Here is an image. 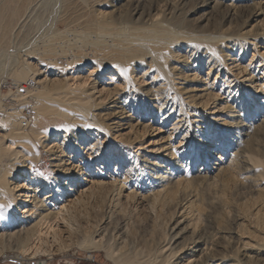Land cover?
<instances>
[{
    "label": "bare ground",
    "instance_id": "1",
    "mask_svg": "<svg viewBox=\"0 0 264 264\" xmlns=\"http://www.w3.org/2000/svg\"><path fill=\"white\" fill-rule=\"evenodd\" d=\"M66 1L45 3L59 12ZM243 1L246 0H76L70 9L76 5L74 14L79 16L62 20L72 30L80 29L72 34L73 38L67 34L70 30L54 27L45 40L34 44L32 39L19 52L16 45L13 52L9 47L17 35L11 33L9 37L2 30L17 22L16 14L21 10H13L8 17L9 7L0 12V61L9 55L14 59L16 75L27 79L32 77L29 60H37L38 65L48 60V67H56L49 69L58 76L50 80L39 98L35 97L37 91L29 93L35 100V122L39 127L24 133L21 120L16 125L19 115L13 109L0 117V126L5 130L0 134V253L16 234L18 248H25L30 235L44 241L35 231L36 226L45 223L51 229L49 221H66L70 198L65 194L75 196L80 192L81 186L74 179L83 168L80 164L74 169L68 167L74 156L67 155V151L74 153V147L80 150L84 131L95 128L109 133L131 124L146 127L159 122L162 127L171 125L167 138L176 135L182 140L177 146L166 142L156 157L135 156L128 151L132 142L123 138L108 143L96 138L88 143L87 150H92L96 158L101 155L107 168L113 158L130 171L131 177L123 172L121 179H112L118 191L122 190L120 184L123 187L132 179L141 185L138 192L131 194L133 199L137 197L150 208V219L144 227L146 247L115 264H264V79L253 75L250 87L245 88L239 83L238 73L228 77L227 100L219 107L225 113L216 115L209 114L206 107L217 94L193 84L204 65L215 69L229 66L231 52H242L249 39L256 40L258 33L253 37L250 32L257 27L237 33L224 20L231 21L236 16L235 6ZM222 9L227 13L220 21ZM85 46L98 50L91 54ZM44 52L52 57L40 54ZM62 54V61L55 57ZM89 60L99 67L115 66L130 88L115 94L106 88L110 101L104 106L100 104L104 88L93 87L86 92L72 88L66 78L68 71ZM137 69L146 78L143 85H136L133 79ZM37 83L41 84V80L37 79ZM249 92L251 96L247 98ZM45 120L56 122V126L42 130ZM59 120L63 124L58 125ZM61 129L65 135L61 134L62 139L53 141L48 148L51 165L61 175L54 185L40 178V146L43 139L60 134ZM86 136L93 138L92 134ZM65 143L71 145L63 150L61 146L62 152L57 154L55 147ZM20 170L26 171L22 175L26 181L35 183V187H29L32 191L23 195L25 198L15 192L22 189L21 183L7 185L4 179L9 171ZM84 179L83 183L93 182ZM48 186L51 191L41 196ZM240 189H244L243 196L235 197ZM19 201L30 202L31 206L25 205L15 214ZM58 201L64 204L59 206ZM228 209L233 216L226 212ZM170 214L174 220L168 235L156 236L155 221ZM108 225V221L103 222L101 230H108ZM129 234L127 223L118 226L120 244L130 241Z\"/></svg>",
    "mask_w": 264,
    "mask_h": 264
},
{
    "label": "rangeland",
    "instance_id": "2",
    "mask_svg": "<svg viewBox=\"0 0 264 264\" xmlns=\"http://www.w3.org/2000/svg\"><path fill=\"white\" fill-rule=\"evenodd\" d=\"M74 1L76 0H67L64 3L63 7L60 8L61 10L59 9L58 12L57 10L55 11L51 6H49L48 3H45V0H0V12H2L6 7H9L8 11L10 12L6 13L7 17L10 16L12 11L15 9L21 10L16 14L17 22H14L12 26L7 24V27L5 26V28L2 30V32L9 35V37H12V34L14 33L17 35V37H14L15 40L13 38V41L16 42V44H13L14 42H12L9 46L12 52L15 45L17 46L16 50L19 52L22 49V46H24L26 43H29L32 39L34 44L40 43L41 40H45L47 38V36L45 35H47L48 32H50V30H52L54 27L55 29L58 28L64 32L70 30L69 32L71 33V35L69 32L67 33L69 34L68 36L70 38L74 36L72 35L73 33L76 35L78 33V30L80 29L77 30L76 28H73L77 31L76 32L69 28L70 25L65 24L66 22L63 24L62 21L63 19H75L79 16L76 11V14H74L76 5L70 9V7L72 6L71 2ZM243 2L244 3H238L235 6L236 16L231 21L229 19L224 20L227 25L231 24L233 30L237 31V33L245 32L248 30L250 31L253 26L257 27L250 32L251 36L253 37H255V34L258 33L256 40L249 39V42L252 44H249V42H247L246 49L242 52H231L230 54L232 58L227 62L229 66H221L220 68L215 69L204 65L198 70V76L196 77L195 81H193L194 83L192 82L200 88L207 89L208 87V91L210 90L213 91L215 95L217 94L215 96V100L213 99V102L211 101L210 104L206 107L209 114L214 113L216 115L217 113H225V111L220 110L219 107L223 106L224 102L227 100L226 92L229 87H227L225 81L228 77H231V75L238 73L239 83H242L245 88L250 87L249 80L253 75H256V77H262L260 78L262 79V81L264 79V0H246ZM226 13L227 11L222 9L221 13L218 14V18L220 19V21H223L222 18L224 17V15H226ZM28 14L31 15L29 19L26 17ZM24 17H26V19H24ZM46 19L48 20L46 22L47 24L45 23ZM51 22L53 23V26H51ZM18 23L21 26H18ZM78 41L80 42V40ZM254 43L256 45H254ZM86 47L88 46H85L84 48ZM91 47L92 46H89L87 50L89 53L94 54L98 49L94 46L92 48ZM47 53L49 52L40 54L44 57H52L46 55ZM13 55L15 56L16 53H14ZM21 55H23V53H21ZM43 56H41L42 59ZM64 56L65 54L56 55L55 57L60 58L59 60L62 61L65 59ZM29 61H32V65L29 64L32 72V77H35L36 80H41V84H39L37 89L35 90V92L37 91L35 97L37 96V98H39L45 87L50 85V80L58 77L54 76L55 72H53L54 68L56 67L49 66L52 67L53 70L49 69L48 60H42L43 65H38L37 60L35 59H31ZM15 67L16 65L14 64V59L12 60V58L9 55L7 56L6 54L4 60L0 61V81L5 78H10L18 82L25 80V78H20L16 75V73L14 72ZM229 67H232V69H230V72H228ZM68 72L69 75H67L66 77L67 81L69 85L72 86V88L76 89L78 92L90 91L93 87L98 88V90H102L104 88L101 93L102 96L100 95L101 106L107 105L110 101L109 93L106 88L110 87V93L112 94H115L117 90L119 91L126 89L125 91H127L130 88V85L125 76L121 74L115 66L99 67L96 62L92 60L81 63L76 68H72ZM189 74H191V72ZM133 79H135L136 85H143L146 82V78L144 77L143 71L141 69L136 70V72L133 74ZM236 83L237 81L234 82V85H236ZM250 96L251 94L249 92L247 98H249ZM0 100V108H2L3 96L1 94ZM149 106L150 105H148L147 107ZM143 110L144 109H142V111ZM9 111L11 110H6L3 114L0 113V117H6L5 115H7ZM38 117H40V115ZM134 117H136V114H134ZM108 120L109 118L105 119L106 122ZM35 121L29 128L23 129V132L30 133L31 129H36L37 127H39V125ZM63 122V120H59L58 125L63 124ZM16 123V125L20 123L19 116ZM55 123L56 122L50 120H45L41 124V129L47 130L49 128V125L54 124V126H56ZM131 125L132 126H129L128 128H121L120 130L111 129L109 133L100 131L98 132L95 128H89L88 130L84 131L86 134H92L93 138H87L85 134V138L79 142L80 150L77 149V147H74V153L72 152V150H68V153L66 152L67 155L74 156L73 160L70 161L73 162L72 165L68 167L72 166V169H74L78 164L83 166L80 174H78V176L74 179V182L81 186V188L79 187V190L81 189L82 191L80 190V192L75 196L65 194V197H67V199L70 198V200L68 201L69 204H67V206L70 205L68 206L70 211H68V214L66 215V221L62 219H53L49 221V225H52V230L48 229L45 223L44 225L40 224L36 226L35 231H38L41 234L44 241L39 240L35 235H30L26 247L24 248L20 246V250L28 254L36 253L37 251H39L43 254L55 253L58 255H62L66 250L77 248L82 251H94L100 260L106 261L109 264H115V261H122V259L134 256L135 251H137L138 249L139 251H142L146 247V233L144 227L147 226V223L150 219V208L146 206L145 203L140 201V199L138 200L137 197L133 199L132 196L135 194L133 192H138L140 190L141 185L136 184V182L130 179L128 180L127 184L123 185V187L122 184H120L122 190L118 191L117 183H114L112 179H121V177L119 176L123 172H127L128 177H131V174L129 173L130 171H125L124 167L117 163L116 160H113V158H111L110 160V167L107 168V166L102 162L103 159L101 158V155H99V158H96V154H94L92 150H87L88 143L96 138L104 141V143H108L110 141L119 142L120 140L123 141V139H127L130 141L129 144L132 142L128 151L132 154H135V156L145 154L150 157H156L159 154V149L162 145L166 144V142L168 141H172L177 146L182 140V136L175 135L174 138H167V134L169 133L167 132V130H169V127L171 126L170 124L166 125L165 127H162L159 122H152L150 126L146 127H143L140 124ZM59 131H61L60 134L57 135L55 133L43 139L42 145L40 146V151L43 155V161L42 163H40V168L42 170L40 178H42V181H53L54 185L57 184V178L59 179L61 175L56 174L54 168L51 165V155L48 148L49 145L53 143V141H59L60 139H62L61 134L65 135L64 130L61 129ZM4 133V127L1 125L0 134ZM68 144L69 143H65L62 145H58L59 147H55L56 153L58 154L59 152H62L60 151L61 146L63 150V147H66V145L67 147L71 145ZM18 149L21 148H17V150ZM68 157H65V159ZM33 165L36 169V164ZM86 165H88L87 170H85ZM28 173H30V171H28ZM24 174L26 175L25 170H20L19 172L9 171L4 178L7 185L11 184L12 186H15L13 184L21 183L22 189L15 191L19 194L21 192V198H25L23 197V195H26L28 191H32L29 189V187H35V183L33 181H26V178L22 177V175ZM84 178L92 179L93 182L83 183V181H86ZM67 187L68 185L65 186V188ZM50 191L51 187L48 186L46 190L40 192V195H48V192ZM243 191L244 189L237 190L234 196H243ZM27 203L28 202L25 203L23 201H19V206L16 208V211L13 212L15 214H19V211H21V209L24 208L25 205L31 206L30 202L28 204ZM62 204L64 203L58 201L59 206H61ZM226 212L231 214V212L233 211L230 212L228 209ZM231 216H233V214H231ZM173 220L174 215L172 214L166 215L159 220H156L154 224L155 235L166 238V236L168 235L167 232L169 230V227L172 226ZM107 221L109 222L108 230H101L102 223ZM124 223H127L128 231L130 233V241H127L126 244H120V239L118 236V226ZM23 234L25 233H22L20 235ZM15 237L10 241L6 240L8 242L6 250L10 249L13 246H16L18 248V234H16ZM1 241L2 239L0 238V244ZM140 248L142 250H140ZM108 254L110 256H108ZM125 262L126 264H129V262Z\"/></svg>",
    "mask_w": 264,
    "mask_h": 264
},
{
    "label": "built area",
    "instance_id": "3",
    "mask_svg": "<svg viewBox=\"0 0 264 264\" xmlns=\"http://www.w3.org/2000/svg\"><path fill=\"white\" fill-rule=\"evenodd\" d=\"M39 83L34 77L23 81L5 78L0 81V94L3 96L0 113L6 110H16L21 124L27 129L35 121L37 109L34 99L29 93L35 91ZM0 264H109L100 260L94 251L80 249L66 250L62 255L55 253H25L16 246L0 254Z\"/></svg>",
    "mask_w": 264,
    "mask_h": 264
}]
</instances>
